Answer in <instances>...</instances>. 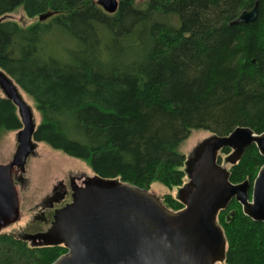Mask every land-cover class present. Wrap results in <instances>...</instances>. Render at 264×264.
Instances as JSON below:
<instances>
[{"label":"trees","instance_id":"16d2710c","mask_svg":"<svg viewBox=\"0 0 264 264\" xmlns=\"http://www.w3.org/2000/svg\"><path fill=\"white\" fill-rule=\"evenodd\" d=\"M256 3L255 22L232 24ZM19 9L38 21L0 22V70L35 103L34 141L87 162L96 177L172 191L186 182L179 149L192 132L264 133V0H119L113 15L95 0H0V18ZM57 32L74 42L65 57ZM21 129L16 106L0 96V137ZM262 167L252 146L229 179L253 184ZM218 222L227 239L221 264H264V223L236 200ZM66 253L0 234V264H52Z\"/></svg>","mask_w":264,"mask_h":264},{"label":"water","instance_id":"95a60500","mask_svg":"<svg viewBox=\"0 0 264 264\" xmlns=\"http://www.w3.org/2000/svg\"><path fill=\"white\" fill-rule=\"evenodd\" d=\"M96 4L110 15L119 9V0H96ZM258 15L256 3L232 24H251ZM0 89L16 106L22 122L17 153L9 164H0L1 234L20 219L13 170L23 169L34 154L37 125L20 88L2 70ZM252 146L264 157V133L256 134L248 127L207 140L194 161L185 163L189 180L178 194L185 206L179 212L169 210L149 190L95 177L73 187L72 202L57 210L52 227L34 240L37 246L67 249L52 264H221L227 251V239L218 222L221 211L236 200L245 216L264 223V167L253 184H233L229 170L218 162L220 152L228 148L232 151L229 162L235 165Z\"/></svg>","mask_w":264,"mask_h":264},{"label":"rangeland","instance_id":"374dc122","mask_svg":"<svg viewBox=\"0 0 264 264\" xmlns=\"http://www.w3.org/2000/svg\"><path fill=\"white\" fill-rule=\"evenodd\" d=\"M137 1L143 3L145 0ZM5 21H13L21 27H28L36 23L38 18L29 19L24 11L19 9L0 18V22ZM56 34L60 42L59 45L62 46V53L58 50L57 55L65 57L63 48H72L74 42L62 35V32ZM21 94L32 108L34 120L38 126L41 123V116L35 107V103L22 91ZM0 96H4L1 89ZM18 134L19 132H10L0 137V164L7 165L13 160L18 149ZM213 136L211 132L194 131L181 145L179 152L185 155L186 162L191 164L201 146ZM231 153L229 155L219 154L222 158L221 164L228 170L232 165L229 162ZM185 169L186 165L184 166ZM13 176L20 201V219L6 227L2 233L22 235L31 246L38 245L34 240V236L47 232L46 230L53 221V211L62 203V200L55 199L54 196H64V193L73 189V186H83L85 182L96 177L87 162L68 157L43 143L35 144L34 154L28 158L23 169L15 168L13 170ZM188 180V178L185 180V184ZM180 189L181 187L171 191L163 185L155 183L151 186L150 192L158 198L172 195L178 199Z\"/></svg>","mask_w":264,"mask_h":264},{"label":"flooded vegetation","instance_id":"af4514ba","mask_svg":"<svg viewBox=\"0 0 264 264\" xmlns=\"http://www.w3.org/2000/svg\"><path fill=\"white\" fill-rule=\"evenodd\" d=\"M74 187V186H73ZM73 195V189H71V191L69 190V191H67L66 193H64V196H57V195H55L54 197H55V199H60V200H62V203L60 204V205H58L57 207L58 208H56L53 212H54V215H55V212L57 211V210H61V209H63V208H65L68 204H70L71 202H72V198H71V196ZM54 199V200H55ZM59 200V201H60ZM54 215H53V221L51 222V225L49 226V228L46 230V231H48L51 227H52V225H53V223H54Z\"/></svg>","mask_w":264,"mask_h":264}]
</instances>
